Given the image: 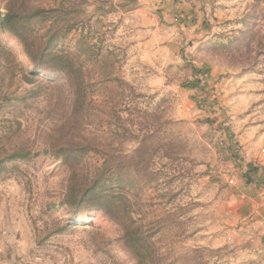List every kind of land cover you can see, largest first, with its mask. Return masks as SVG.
<instances>
[{
  "label": "rangeland",
  "instance_id": "obj_1",
  "mask_svg": "<svg viewBox=\"0 0 264 264\" xmlns=\"http://www.w3.org/2000/svg\"><path fill=\"white\" fill-rule=\"evenodd\" d=\"M7 1L0 0V11ZM24 2L28 8L64 2L82 22L59 45L74 50L81 37L94 46L98 61H87L92 78L107 67L141 94L133 99L135 122L145 123L155 103L172 120L166 135L181 141L175 163L155 158L150 181L128 173L127 198L149 234L154 264H264V181L242 176L251 162L264 178V0ZM51 22L30 19V34L45 39ZM246 32L256 34L250 45L236 44ZM16 40L0 31V264H136L124 253L117 224L98 210L70 217L60 205L69 172L44 148L69 109L70 92L55 71L40 70L34 85L27 83L30 62ZM203 65L209 74L200 76L201 87L183 88L192 66ZM31 85L34 93L26 92ZM101 86L88 133L107 143L109 93ZM123 140L116 146L131 153L137 142ZM21 148L27 159H6ZM103 158L89 152L84 168L94 174ZM113 176L127 174L117 168Z\"/></svg>",
  "mask_w": 264,
  "mask_h": 264
},
{
  "label": "trees",
  "instance_id": "obj_2",
  "mask_svg": "<svg viewBox=\"0 0 264 264\" xmlns=\"http://www.w3.org/2000/svg\"><path fill=\"white\" fill-rule=\"evenodd\" d=\"M32 18L52 19L50 34L45 39L41 40L30 34L28 21ZM81 22L77 15L70 14L64 2L55 7L28 8L24 0H8L3 5V11H0V31L15 35L16 41L22 45L23 55L30 62L27 74H24L25 81L33 83L40 70L55 71L64 75L70 92L69 109L55 124L44 148L46 153L63 163L69 172L60 205L66 206L70 217L90 210L100 211L119 226V241L125 254L134 258L136 264H154L149 234L147 230H143V224L134 220L127 198L133 187L128 173L133 169L146 180H152L155 169L151 166L155 158H165L169 164H174L180 155L181 141L175 136L166 135L172 120L160 108L161 103H155L148 111L145 123L135 122L131 114L136 109L137 102L133 101L141 94L122 76L111 74L107 67L100 68L98 78H92L87 61H98V53L94 52L93 45H85L81 37L77 39L81 42H78L80 46L74 50L59 45ZM255 35V32H251V35L246 32L237 38L236 44L248 46ZM257 37L259 41L261 38ZM108 53L109 51L101 54L103 60L108 58ZM92 66L96 68V63ZM208 74L209 68L206 65L192 66L193 77L183 82L182 87L200 88V76ZM33 85L26 92L34 93ZM101 85L109 93V104L105 111L109 124L107 143H102L99 138L88 133V126L97 118L96 106ZM122 111L128 116L124 117ZM120 136H123V141L137 142L131 153L124 154L116 146L115 141ZM89 152L104 157L94 174L89 173L83 165L84 157ZM118 154H121L120 158L117 157ZM29 156L30 152L26 149H13L8 152L6 159H27ZM117 168L126 172L124 179H114L113 174ZM260 169L258 164L248 162L242 170L245 182H263ZM52 205V209L56 210L57 204ZM163 220L160 218L158 222ZM116 264L122 263L118 260Z\"/></svg>",
  "mask_w": 264,
  "mask_h": 264
}]
</instances>
